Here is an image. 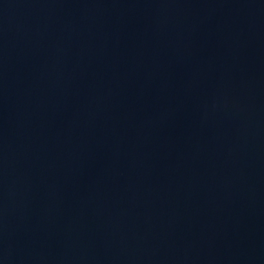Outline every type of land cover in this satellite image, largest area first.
<instances>
[{
    "label": "water",
    "instance_id": "obj_1",
    "mask_svg": "<svg viewBox=\"0 0 264 264\" xmlns=\"http://www.w3.org/2000/svg\"><path fill=\"white\" fill-rule=\"evenodd\" d=\"M0 264H264V0H0Z\"/></svg>",
    "mask_w": 264,
    "mask_h": 264
}]
</instances>
